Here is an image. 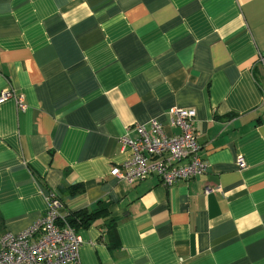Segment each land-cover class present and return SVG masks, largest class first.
Here are the masks:
<instances>
[{"label": "crops", "instance_id": "0c3cea01", "mask_svg": "<svg viewBox=\"0 0 264 264\" xmlns=\"http://www.w3.org/2000/svg\"><path fill=\"white\" fill-rule=\"evenodd\" d=\"M1 89L24 106L0 103V235L54 194L68 218L108 207L68 264H264V0H0ZM171 107L195 110L204 172L118 180L119 139L178 133Z\"/></svg>", "mask_w": 264, "mask_h": 264}, {"label": "built area", "instance_id": "2783aa9c", "mask_svg": "<svg viewBox=\"0 0 264 264\" xmlns=\"http://www.w3.org/2000/svg\"><path fill=\"white\" fill-rule=\"evenodd\" d=\"M14 99L23 107V96L13 90H0V103ZM169 123L179 128L176 134L167 135L156 119L149 128L136 125L137 137L127 135L119 140L128 148L129 156L120 165L111 167L110 173L118 180L132 182L147 176H156L164 186L177 181H189L205 170L200 144L195 133V110L171 107ZM242 168L241 156L236 159ZM216 189L204 188L207 194ZM48 206L36 221L17 233L0 235V264H68L78 260L82 239L62 212L63 203L54 194L48 197Z\"/></svg>", "mask_w": 264, "mask_h": 264}, {"label": "trees", "instance_id": "16d2710c", "mask_svg": "<svg viewBox=\"0 0 264 264\" xmlns=\"http://www.w3.org/2000/svg\"><path fill=\"white\" fill-rule=\"evenodd\" d=\"M64 188L65 187H63L62 185L58 186V189H64ZM66 189H67L66 196L71 197V196H75L78 193H81L83 191V186L73 185V186L67 187ZM107 215H108V207L106 205L99 204L95 209H92V210H88V211L82 210V211H76L74 213H71L70 217L68 218V221L74 227V229L78 231L80 228H85L89 226L99 216L106 217ZM115 223L116 221L113 218H109L105 222L106 232L109 238L111 239L112 246H117L115 243Z\"/></svg>", "mask_w": 264, "mask_h": 264}]
</instances>
